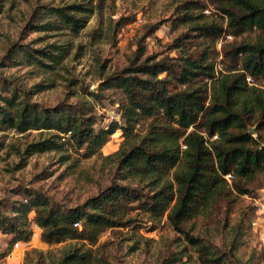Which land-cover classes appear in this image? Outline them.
Segmentation results:
<instances>
[{"label": "trees", "instance_id": "trees-1", "mask_svg": "<svg viewBox=\"0 0 264 264\" xmlns=\"http://www.w3.org/2000/svg\"><path fill=\"white\" fill-rule=\"evenodd\" d=\"M62 1L43 4L34 0L26 24L29 30H69L78 36L95 12L93 0ZM217 1L227 17V28L197 23L168 45L169 50H178L175 57L146 55L140 47L129 66L104 73L99 90L84 88L74 103L63 99L47 105L35 100V95L46 90L42 83L24 88L17 78L0 70V133H40L27 143L19 168L34 154L48 151L62 153L60 160L66 162L70 146L81 151V156L91 157L101 152L117 130L128 141V146L110 156L114 158L113 178L83 201L68 205L42 189L26 186L17 189L19 199L0 200V232L9 236L7 246L0 249V260L17 243H29L37 225L42 241L49 245L75 239L83 246L73 245L57 264H91L93 255L83 250L86 243L96 245L109 229L137 228V221L128 217L137 210L154 226L167 216L196 249L200 264H256L255 253L247 259L239 254L244 223L231 226L229 252L194 237L184 226L223 204L233 208L241 196L255 197V187H263V182L254 183L264 176V88L250 85L249 78L251 82L264 80V39L223 50L233 63L220 75V52L214 43L226 33L239 36L254 28L264 33V0ZM183 8L178 17L181 22L202 18L190 12L200 8L198 1H186ZM159 27L160 23L154 25L151 33ZM8 52V61L0 66L31 67L39 75L55 74L71 53L63 44L34 47L16 42ZM101 67L105 71L106 64ZM105 100L117 105L111 110L120 113V120L98 112L97 105L108 107ZM187 250L181 249L168 264L182 261Z\"/></svg>", "mask_w": 264, "mask_h": 264}, {"label": "rangeland", "instance_id": "rangeland-1", "mask_svg": "<svg viewBox=\"0 0 264 264\" xmlns=\"http://www.w3.org/2000/svg\"><path fill=\"white\" fill-rule=\"evenodd\" d=\"M186 1L189 0H93L95 12L81 33L74 36L69 30H29L26 24L31 18L34 0H0V4L4 5L0 14V64L8 61L9 48L15 42L30 43L34 47L58 43L66 45L71 51L53 75H39L31 67L11 68L2 65L0 70L17 78L24 88L42 83L46 90L35 95V100L47 105L63 99L74 103L77 97L84 94V88L98 91L104 73L109 74L129 66L140 47L146 49V55L175 57L178 50H169L168 45L197 23L209 22L227 28V17H224L220 8L222 4L217 0H195L199 2L200 8L191 9L190 12L193 15L202 14V18L187 24L181 22L178 17ZM41 3L59 4L64 1L41 0ZM159 23L160 27L151 33L153 26ZM262 39L264 33L256 28L239 36L226 33L218 39L214 48L220 52L217 57L219 75L221 72L226 73L233 63L224 55L223 50L242 43H258ZM210 44H213L212 41ZM105 64V71H102L101 66ZM250 85L264 88V80L251 82ZM86 97H89L87 93ZM105 103L108 105L106 108L97 105L99 113L108 115L109 110L117 107L112 106L108 100ZM39 136L36 130L25 134L15 131L0 133V200L19 199L17 189L26 186L42 189L56 201L76 204L96 194L100 184L110 182L114 169V158L110 156L123 145L128 146L123 132L117 130L101 152L91 157L81 156V151L78 153L70 146L65 152V155L70 156L66 162L60 160L62 153L48 151L34 154L26 160L24 167L19 168L21 154L27 143ZM167 178L172 180V176ZM261 182L263 187H255V197L243 195L233 208L226 203L213 213L204 212L185 223L186 231L229 252L231 226L244 223V244L239 254L247 259L255 253V263L264 264L263 175L254 185ZM147 183L146 180L141 185ZM128 217L137 221L134 224L137 228L122 226L109 229L101 235L96 245L86 243L83 250L89 249L93 255L91 264H168L184 247L188 250L183 260L173 264H200L196 249L187 243L184 235L174 229L167 216L157 221L155 226L140 211L135 210ZM152 226L154 229H150ZM33 228L32 240L20 243L17 248L14 246L13 252L0 260V264H57L73 245L83 247L75 239L49 245L41 239V228L37 225H33ZM8 239L7 234L0 232V249L7 246Z\"/></svg>", "mask_w": 264, "mask_h": 264}, {"label": "built area", "instance_id": "built-area-1", "mask_svg": "<svg viewBox=\"0 0 264 264\" xmlns=\"http://www.w3.org/2000/svg\"><path fill=\"white\" fill-rule=\"evenodd\" d=\"M251 78H249V81H250V83H251ZM120 113L119 112H117L116 110H111L110 112H109V119L110 120H112V121H115V120H120ZM228 178L230 177V175H228L227 176ZM78 225H80L79 223H77L76 224V226H78ZM19 243H17L16 245H15V247L17 248V247H19Z\"/></svg>", "mask_w": 264, "mask_h": 264}, {"label": "water", "instance_id": "water-1", "mask_svg": "<svg viewBox=\"0 0 264 264\" xmlns=\"http://www.w3.org/2000/svg\"><path fill=\"white\" fill-rule=\"evenodd\" d=\"M250 132L254 133L255 132V129L254 127L250 128Z\"/></svg>", "mask_w": 264, "mask_h": 264}]
</instances>
